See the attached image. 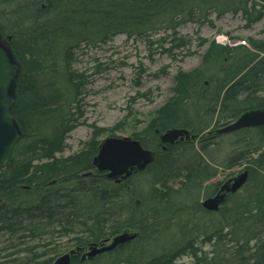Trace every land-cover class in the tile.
<instances>
[{
  "label": "trees",
  "instance_id": "1",
  "mask_svg": "<svg viewBox=\"0 0 264 264\" xmlns=\"http://www.w3.org/2000/svg\"><path fill=\"white\" fill-rule=\"evenodd\" d=\"M227 14L251 27L264 20V0H0V39L21 67L11 114L22 131L0 172V264H52L72 249L78 252L71 264H108V258L110 264H185L178 261L187 254L194 264H264V127L232 133L236 140L223 159L214 154L220 135L207 133L264 108V40L231 45L200 34L213 15ZM187 23L199 26L197 47L207 46L201 63L177 71L172 96L132 133L155 152L153 162L120 184L109 180L93 164L102 128L79 152L58 156L81 123L89 84L75 68L77 51L120 34L151 37L163 29L171 33L157 41L174 55L192 43L179 32ZM170 128L198 137L163 149L160 134ZM242 163L249 173L244 187L228 194L219 211L205 210L201 197L230 177L210 181ZM124 231L137 237L81 260L93 242ZM200 237L212 246L204 257Z\"/></svg>",
  "mask_w": 264,
  "mask_h": 264
},
{
  "label": "rangeland",
  "instance_id": "2",
  "mask_svg": "<svg viewBox=\"0 0 264 264\" xmlns=\"http://www.w3.org/2000/svg\"><path fill=\"white\" fill-rule=\"evenodd\" d=\"M212 20V24L200 28V34L209 40L215 39L231 45L245 43L244 40L248 44V38L264 40V20L251 27L245 26L246 21L241 15H213ZM198 28L197 23H187L179 28L180 34L191 38L192 43L174 51V55L163 53V47L157 41L171 33L163 29L151 37H127L120 34L107 43L78 50L75 68L88 76L89 84L81 104V123L69 134L64 156L79 152L83 142L89 140L97 128L105 130L98 138L99 141L113 136V132L116 137H123L141 131L154 111L172 96L173 76L177 71H191L200 65L202 53L207 46L197 47ZM151 40L157 42L152 44ZM235 140L233 134L220 135L218 145L215 144V156L223 159L229 155ZM245 165L242 163L229 169L222 168L220 175L210 183L237 175L245 169ZM202 239H197L196 246L202 249L199 255L204 257L210 254L212 246L205 243L201 245ZM66 240L61 242L65 243ZM105 261L110 264L109 258ZM196 261L195 257L187 254L178 262L194 264Z\"/></svg>",
  "mask_w": 264,
  "mask_h": 264
},
{
  "label": "water",
  "instance_id": "3",
  "mask_svg": "<svg viewBox=\"0 0 264 264\" xmlns=\"http://www.w3.org/2000/svg\"><path fill=\"white\" fill-rule=\"evenodd\" d=\"M20 72V64L11 48L0 39V171L10 162L13 148L22 138V131L11 112L16 103V83ZM264 126V108L252 109L241 114L234 122L215 130L216 134H228L245 128ZM211 133V132H209ZM186 128H172L161 135V141L173 144L178 140L191 138ZM154 158V154L145 149L139 140L131 136H109L100 145L99 154L94 159V166L106 172L109 179L121 183L134 172L143 171ZM249 173L245 170L240 175L225 182L219 192L202 201L209 211H218L224 202L226 194L236 193L247 182ZM137 237V233L127 231L107 239L100 244L89 246L81 260L93 259L96 256L112 251ZM73 249L59 256L53 264H71L72 257L77 254Z\"/></svg>",
  "mask_w": 264,
  "mask_h": 264
},
{
  "label": "bare ground",
  "instance_id": "4",
  "mask_svg": "<svg viewBox=\"0 0 264 264\" xmlns=\"http://www.w3.org/2000/svg\"><path fill=\"white\" fill-rule=\"evenodd\" d=\"M264 127V126H263ZM253 128H256V127H253ZM242 130V129H241ZM239 131V130H238ZM235 132H237V131H235ZM235 132H233V133H235ZM175 143H179V142H175ZM175 143H173V144H175ZM170 145H172V144H170ZM167 147H165V149H166ZM58 156H64V153H62V154H58ZM64 157H66V156H64ZM56 181H54L53 183H55Z\"/></svg>",
  "mask_w": 264,
  "mask_h": 264
}]
</instances>
